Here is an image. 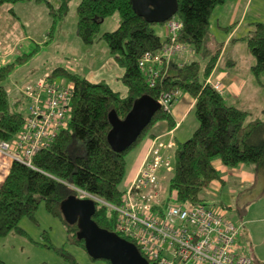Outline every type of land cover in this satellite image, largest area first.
<instances>
[{"label": "trees", "instance_id": "1", "mask_svg": "<svg viewBox=\"0 0 264 264\" xmlns=\"http://www.w3.org/2000/svg\"><path fill=\"white\" fill-rule=\"evenodd\" d=\"M31 1L45 4L52 18V27L44 43L46 46L53 40L56 25L66 17L71 0H60L57 9L48 0H0V6ZM225 2L177 0V12L170 19L181 24L176 42L205 59L206 64L201 67L199 61H192L168 72L163 69L150 86L145 76L147 73L140 69L139 63L145 54H161L168 39L163 41L156 34L155 26H165V23L147 22L133 11L130 0H80L76 9L77 36L85 45L96 40L106 43L109 55L124 70L121 82L127 89V96L121 98L104 82L89 83L63 68L51 72L52 81L63 77L74 86L67 125L46 148L33 156L31 167L13 161L0 187V238L11 233L25 237L19 224L25 219L37 224L35 214L43 204L45 212L64 227L67 243L85 251L84 242L77 238V224L66 223L61 204L70 198L78 200L75 189L109 205L119 204L127 153L154 123L160 120L170 122L169 113L161 109L129 149L122 153L113 151L107 143L111 129L109 113L113 111L119 120H123L134 101L143 96L158 101L161 95L178 92L190 95L195 101L194 114L198 125L192 136L177 147L174 169L169 178V190L175 204H202L201 193L220 179L213 167L216 160L227 168L248 165L264 176V119L251 120L248 113L227 105L222 95L205 83L221 52L220 49L212 52L208 48L209 20L213 10ZM113 16L119 18L117 29L99 36L103 20ZM244 41L253 59L251 75L254 83L264 87V24H253V31ZM32 54L0 68V84ZM150 67L155 70L156 65ZM21 105L20 101L13 103L6 89L0 85V142L11 143L22 130L25 117L19 112ZM92 221L99 228L134 244L115 231L114 216L106 207L95 204ZM46 239V248L63 261L75 264L70 254L63 248L53 247ZM0 264L6 263L0 259Z\"/></svg>", "mask_w": 264, "mask_h": 264}, {"label": "built area", "instance_id": "2", "mask_svg": "<svg viewBox=\"0 0 264 264\" xmlns=\"http://www.w3.org/2000/svg\"><path fill=\"white\" fill-rule=\"evenodd\" d=\"M181 24L175 20L165 23L166 39L160 55L145 54L139 63L148 83L158 78L151 65L162 66L186 47L176 42ZM50 75L37 81L22 96L31 102L29 115L22 130L11 143H0V154L31 167L33 156L44 149L55 135L65 128L73 97V84L67 87L53 83ZM222 95L219 82H206ZM45 94L42 101L41 95ZM177 94H164L158 104L165 112ZM173 144L153 141L140 164L134 180L122 191L117 206L101 203L114 216L115 231L134 243L149 264H253L252 259L238 252L241 226L225 219L216 209L203 204L189 206L170 203L164 198L158 177L171 170ZM12 154H11V153ZM78 198H91L78 191Z\"/></svg>", "mask_w": 264, "mask_h": 264}, {"label": "rangeland", "instance_id": "3", "mask_svg": "<svg viewBox=\"0 0 264 264\" xmlns=\"http://www.w3.org/2000/svg\"><path fill=\"white\" fill-rule=\"evenodd\" d=\"M49 2L53 5L54 8H57V1L56 0H49ZM247 0H229V4L225 6V8L221 9L223 11L221 21L230 26L231 24L237 22L240 19V16L243 12V7ZM80 0H71L68 7V13L64 20L67 19L66 23L61 26V30L65 33L58 35V39L61 37L68 36L71 33V39L75 41V44L72 46L75 47L76 43H79L80 49L82 50V54L85 53L86 57L81 55L80 49L74 55H61L64 59L62 60H53L49 59L46 54H37L35 55L26 65L22 66L23 64L17 66L14 73L2 82L0 85L3 86L10 96H19L21 100V107L19 112L24 116L27 117L29 115V108L31 106V102L21 96V92L25 89H32L35 83L44 77V74L47 72H52L55 68L62 64L72 65L75 64L74 58L81 63H78V66H82L78 72L85 75H92L101 78H108L110 75L107 74L108 69L105 67L103 63L104 57L109 54V50L107 48L106 43L103 40H96L90 45H85L81 42V39L77 36L76 33V25H77V16H76V9L79 5ZM12 5H2L0 6V41L5 36V32L8 31V27L12 26L13 30H16L20 34V30L18 29V25L15 24V20L9 16V11ZM237 6V9L234 10V7ZM223 7V6H222ZM118 17V16H115ZM116 19V18H115ZM112 17H107L103 20L102 24L100 25L98 35H102L104 33L114 32L118 25L116 24V20ZM12 20V21H11ZM64 20L62 22H64ZM213 20V19H212ZM13 22V23H12ZM60 22V23H62ZM56 25V28L53 32V38L56 37V29L58 28L59 24ZM251 23H262L264 24V0H250L247 4L246 10L241 19L240 26L236 31L235 35L233 36V40H239L235 43H231L228 47L227 45L224 47L222 57L225 56V61L228 59L230 60V56L234 53L235 60L238 64L237 71L240 73L242 78H245L242 73L248 72L249 69V62L248 58L252 59L250 54L246 50L245 42L241 41L248 35V32L251 27ZM213 25V24H212ZM52 27V26H51ZM50 27V29H51ZM156 34L160 37H164L163 30L158 26H155ZM48 30V32L50 31ZM227 30H232V28H228ZM47 32V33H48ZM17 34V33H14ZM227 33L221 30H216L214 26H211V39L212 45L217 48L219 45H223L226 38ZM47 36V35H46ZM33 40V39H32ZM31 43V48L35 49L37 46L40 48H45L36 43L35 40ZM45 46V45H44ZM52 52H60L64 53L65 51L61 48H55L52 46ZM76 48V47H75ZM220 48V47H219ZM210 49V47H209ZM49 50V49H46ZM215 50V49H214ZM31 51L21 50L20 56L27 55ZM33 52V51H32ZM31 52V53H32ZM42 52L45 53V50ZM87 56H90V61ZM176 56V55H175ZM85 58V59H84ZM112 58V57H111ZM113 60V58H112ZM227 60V61H228ZM114 61V60H113ZM116 64V63H115ZM22 66V67H20ZM78 68V67H77ZM75 68V69H77ZM95 74V75H94ZM104 75V76H100ZM58 85L67 87L69 85V81L66 78L55 80ZM223 95V92L221 93ZM42 101L45 99V94L41 95ZM250 104L243 105L244 110H246L249 116L252 113L251 110L257 111L258 107L264 106V99L262 102H258L257 100L249 102ZM263 103V104H262ZM171 108V106H170ZM170 112V111H169ZM68 117L65 121V125H67ZM193 121L197 124L193 114L190 115V118L184 124V128H188L191 126L192 128L195 124L192 125ZM177 138L180 140L179 136ZM13 163V162H12ZM171 174L165 172V177L160 179V189L161 193L164 198L168 199L170 203H173V193L169 190V178ZM124 180V179H123ZM124 181L121 182L120 189L123 190ZM228 190L225 187H222L218 190L210 191V197H205V192L201 193L200 197L206 201H203L202 204H205L211 209H218L224 213V210L220 208V204L222 206L227 207L228 204L236 205L237 199L239 198L240 193L235 195L234 201L231 203H227L230 198L228 197ZM230 202V201H229ZM239 203L244 206L243 214L241 220L233 219L230 220L234 225L241 226L239 243L237 244L239 249L238 252L241 254H245L249 256L253 261H259L257 255L254 259L253 253L256 251H260L261 259L264 264V183L262 186L260 182L255 183L247 191V197L241 196L239 199ZM236 210V208H235ZM227 214V211H226ZM35 220L37 224L30 222L28 220H23L19 226L22 229L26 236L21 237L18 235L11 234L7 239L0 238V259L4 261L6 264H69L62 259H60L53 251L46 248V240L51 244L53 247L56 248H63L68 254H70L71 258L75 261V264H107L104 261H92L88 255L85 253L84 250L81 248L69 245L67 243V236L66 232L63 229L62 225L59 221L50 217L44 210V205L40 204L39 209L35 214ZM243 223V225H242ZM45 235V238L42 237ZM5 239V240H4ZM45 245V246H44Z\"/></svg>", "mask_w": 264, "mask_h": 264}, {"label": "crops", "instance_id": "4", "mask_svg": "<svg viewBox=\"0 0 264 264\" xmlns=\"http://www.w3.org/2000/svg\"><path fill=\"white\" fill-rule=\"evenodd\" d=\"M56 1H57L56 7L58 8L60 4L59 3L60 0H56ZM249 1L250 0H247V2L245 3L240 19L237 22L231 24L230 26H227L221 21L223 11H220L221 9L225 8L227 4H229L227 3L229 2V0H226V2L223 5L218 6L213 10L210 20H209L208 48L210 47V50L212 52L214 51V49L215 50L220 49L221 52H220L218 61L216 62L215 68L213 69L209 77L205 80V83L207 81L219 82L221 85L222 92H223L222 97L224 101L226 102V104L229 106L239 108L245 111L246 113H248L249 111L247 112L246 110H244L243 105L250 104L249 102L255 101V100H257L258 102H262V100L264 99V87L257 86L254 83L253 77L251 75V67L253 65V59L248 58V62L250 66H249L248 72L242 73V75L245 77V78H242L240 73L237 71L238 64H237V61L235 60L236 57L234 53L230 56L229 58L230 60L227 59L228 61L227 60L225 61V56L223 55L222 57V53L226 45L228 47L231 43H235L236 41L237 42L239 41V40H233L234 39L233 36L235 35L236 31L238 30L240 26L242 16L244 14V11L246 10V7ZM57 8H54V9H57ZM236 9H237V6L234 7V10ZM10 11H12V13H10ZM10 11H9V16L15 20V24L18 25L20 34H18L19 32H17L16 30H13V28H11L12 26L8 27V31L5 32V36L2 38L3 42L0 41V68L14 63L17 58L21 57L20 56L21 50H27L28 52L33 51L32 52L33 54L31 52L27 54V55L32 54V56L22 65L24 66L35 55L39 54L40 52H41L40 54L47 53V57L49 59L62 60L64 58L61 57V55H68V54L74 55L80 49L79 45H77L79 43H76L75 45L76 48L72 46L73 44H75V41L71 39V33H69L68 36L65 35V37L63 36L58 39V35L65 33L60 28L66 23L67 19L64 20V22L59 24L58 28L56 29V37L53 38L52 42L44 46V43L46 42L47 32L53 23L52 18L49 15V10L45 4L36 3L34 1L18 3L15 5H12ZM112 18L114 19L116 18L115 22L117 25H119V18L115 16H113ZM253 24H256V23L250 24L251 27L248 32V35L244 37L243 39H240L241 41L245 42L244 39H246L250 35V33L253 31ZM211 26H214V28L218 31L221 30L228 34L224 44L219 45L217 48H215V46L211 44L212 43ZM159 27L163 30V34L165 35L164 37H160L159 35L158 36L163 41H165L166 36H167L165 26H159ZM230 27L232 28V30H227ZM14 33H17V34H14ZM32 39L35 40L36 43H39L40 45L42 44V46L45 48H40L37 46L35 49H32L31 43L34 42ZM52 46H55V48L61 47L65 52L64 53L54 52V51L52 52L53 50V48H51ZM46 49H49V50H46ZM43 50H45V53L42 52ZM80 53L81 55L86 57L85 53L82 54L81 49H80L79 54ZM22 56H26V55H22ZM89 58L90 56H87V59H86L87 62ZM74 61L81 63L82 60L78 61L76 58H74ZM103 61H104L103 63L105 64V67L109 71L107 72V74L110 75L108 78H101V77H96L92 75L90 76V75L81 74L77 70H79L82 66H78L79 64L76 62L75 64L72 63V65L65 64V66H63L62 64H59L60 66H58L57 68H63V69L68 70L71 73L77 74L85 78L89 83H92V84H98L100 82H104L105 84L109 86V88L114 93L119 94L121 98H125L127 96V89L121 82V78L124 75V70L121 69L119 66H117V64H115V62L112 60L109 54L107 55V57L106 56L104 57ZM192 61H199L201 63V67H203L206 64L205 59L200 58L191 49L186 47L185 51L181 52L180 54L176 56L171 57L169 61L166 62L164 65L162 66L156 65L155 70L161 71L164 69L166 70L165 72H168L169 69H175L178 67H182L183 65L188 64ZM16 68L17 67L13 69L10 76L12 75V73H14ZM50 74L51 72H47L44 74V77ZM100 76H104V75H100ZM11 100L13 103L16 101L21 102L19 96H11ZM194 104H195V101L190 95L185 94V93H179L178 98L172 104L170 108V112H169L170 122L166 120H160L154 123L146 131L144 137L140 140V142L131 151L127 153L125 157V173H124V178H123L124 184H123L122 189H125L134 180L135 175L138 171V168L140 164L142 163V161L144 160V157L146 156L147 151L150 149L153 141L157 140L165 144L167 143L173 144L174 146L173 149L165 154L171 155L172 157L171 160L174 159L177 147L181 145L182 143L186 142L192 136L193 132L195 131L197 127L196 123L193 121L192 125L195 124L193 128L191 126H189L188 128H184V124L190 118L191 114H193L196 120V117L194 114ZM250 112L252 113L251 115L255 116L254 118L253 116L252 117L249 116L251 120L264 119V106L258 107L257 111L251 110ZM177 135L179 136L180 140L177 138ZM12 162H13L12 158L7 157L6 155L0 154V187L2 186L5 178L7 177L9 173L10 167L12 166ZM213 167L219 173L220 179L212 182L210 186L204 191L205 197L209 198L211 196L210 191L218 190V189H221L222 187H225L226 190L229 191L228 194L226 195H228V197L230 198V200H228L227 203H231L232 201H234L235 195L237 193H240L239 198L237 199V202H236V205L238 206H235L234 204H228V206L225 207V206H222L223 204L221 203L220 208L224 210V213H222L221 210L220 211L218 209L216 210L225 219L228 218L230 220H233V219L241 220L244 206L241 203H239V199L241 198V196L247 197L248 188H250L255 183L260 182V185L262 186V184L264 183V176L262 174L256 173L253 167L248 166V165H243V164L238 165L234 168H227L223 166L219 160H216L213 162ZM168 174H171V173H168ZM162 177H165V173L159 174V177H158L159 187H160V179H162ZM203 201H206V200L202 199V202ZM226 211H227V214H226ZM11 234H14V233H11ZM11 234H9L5 239L11 236ZM238 243H239V239H238ZM256 249L257 248H255L254 250L255 252H252L253 253L252 255L254 259L257 255L259 261L252 260V262L253 264H261L262 256H261L260 251H256Z\"/></svg>", "mask_w": 264, "mask_h": 264}, {"label": "water", "instance_id": "5", "mask_svg": "<svg viewBox=\"0 0 264 264\" xmlns=\"http://www.w3.org/2000/svg\"><path fill=\"white\" fill-rule=\"evenodd\" d=\"M133 11L149 23L164 24L172 19L178 9L177 0H130ZM161 110L157 101L143 96L134 101L130 112L119 120L112 111L108 115L110 131L107 143L116 153L125 152L142 135ZM67 224H77V238L84 242L86 254L94 261L109 264H149L134 244L115 233L99 228L92 217L95 207L92 201L70 198L60 207Z\"/></svg>", "mask_w": 264, "mask_h": 264}, {"label": "bare ground", "instance_id": "6", "mask_svg": "<svg viewBox=\"0 0 264 264\" xmlns=\"http://www.w3.org/2000/svg\"><path fill=\"white\" fill-rule=\"evenodd\" d=\"M173 94H177V97L175 98V101H176V99H177L178 96H179V93L177 92V93H173ZM175 101H174V102H175ZM0 143H6V142H0ZM173 169H174V159L171 160V170H170L169 173L172 174ZM78 191H80V190H78ZM76 192H77V191H76ZM81 192H83V191H81ZM77 193H78V192H77ZM83 193H85V192H83ZM85 194H87V193H85ZM87 195H89V194H87ZM89 196L92 197V198H94V199H96V201L93 200V199H91V198H84V199H79V198H78V200H81V201H84V200L92 201L93 204H94V207H95V204H100V205H101V203H105V202H103V201H101V200H99V199H97V198H95V197H93V196H91V195H89ZM119 203H120V202H119ZM105 204H107V203H105ZM117 205H118V204H117ZM117 205H113V206H117ZM134 246H135V245H134ZM135 247H136V246H135Z\"/></svg>", "mask_w": 264, "mask_h": 264}]
</instances>
